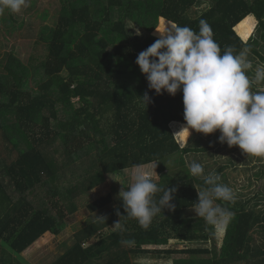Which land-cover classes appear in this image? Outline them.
Here are the masks:
<instances>
[{
    "label": "trees",
    "instance_id": "1",
    "mask_svg": "<svg viewBox=\"0 0 264 264\" xmlns=\"http://www.w3.org/2000/svg\"><path fill=\"white\" fill-rule=\"evenodd\" d=\"M58 3L55 25L39 33L47 57L24 64L9 50L0 61V264H30L25 255L40 240L61 234L65 219L78 210L77 198L106 176L154 162L158 185L177 189L173 211L163 209L144 229L118 199L77 231L73 245L51 264H264V210H256L264 194L217 201L234 214L219 248L215 227L190 216L205 185L184 169L185 155L212 148L178 144L175 135L185 126L182 92L157 95L135 63L158 38L156 28L175 23L198 32L200 20L211 26L222 52L232 46L237 54L244 48L256 53L253 46L264 39V0ZM254 22L263 30L249 36ZM185 134L180 132L183 140ZM169 162L181 165L183 176L165 173ZM254 176L264 179V168ZM112 203L108 194L86 207L95 213ZM119 219L123 230L104 235ZM93 237L97 241L86 246ZM170 243L184 248L163 249ZM146 258L164 262H139Z\"/></svg>",
    "mask_w": 264,
    "mask_h": 264
},
{
    "label": "clouds",
    "instance_id": "2",
    "mask_svg": "<svg viewBox=\"0 0 264 264\" xmlns=\"http://www.w3.org/2000/svg\"><path fill=\"white\" fill-rule=\"evenodd\" d=\"M27 6L28 0H0V16L20 13ZM156 32L158 38L137 55L135 63L145 75L148 88L157 95L182 92L185 126L181 131L188 137L189 129L205 135L218 130L220 143L237 146L245 154L264 156V90H252L253 83L264 84V67L256 69L254 80L248 77L246 71L252 68L250 49L237 54L234 47L227 46L222 52L205 20H200L198 32L175 23H166ZM136 35H141L139 30ZM141 98L147 108L151 98L147 92ZM156 164L152 172L137 165L132 183L127 187L120 183L118 192L125 215L144 229L163 209H175L172 201L177 189L156 183ZM189 171L205 185L194 202L195 214L218 230H226L234 214L217 201H234L233 190L220 182L221 176L215 170L205 174L201 163L193 161ZM157 193H162L159 200ZM114 227L123 230L120 219Z\"/></svg>",
    "mask_w": 264,
    "mask_h": 264
},
{
    "label": "rangeland",
    "instance_id": "3",
    "mask_svg": "<svg viewBox=\"0 0 264 264\" xmlns=\"http://www.w3.org/2000/svg\"><path fill=\"white\" fill-rule=\"evenodd\" d=\"M58 2L59 0H28V6L23 8L20 13L6 12L3 16H0V61L3 54L9 50H13L14 54L24 64H28L33 60H44L47 57L48 48L45 43L39 40V33L45 26L53 27L55 25V20L59 10ZM251 23L252 21L248 22L249 25ZM256 26L257 25L254 22L249 36L261 32L262 28L260 29ZM136 31L137 30L135 29V34ZM253 48L257 54L253 51H250L248 54V60L252 63V68L249 69L251 75L248 77L254 80L256 69L258 67H264V39H262V41L259 39V45L253 46ZM252 90H264V84L253 83ZM180 132L175 135V139L181 147L189 145L193 148H212L203 153L196 152L185 155L184 162L186 164V168L184 169L189 171V165L193 161L201 163L204 166L205 173L212 170L217 171L220 167H223L224 170L220 172V176H223L222 182L233 190L234 196L238 197L242 194L244 199H248L257 194L258 190L260 194H264V179L258 180V178L254 176L257 172H260L261 169L264 168V156L245 154L237 146L229 147L226 143H220L218 141V137L220 135L218 130L215 133L205 135L189 129L190 134L187 137V133L185 132L186 134L184 140L180 137ZM192 139L194 142L193 145L191 141ZM195 142L196 144L198 143V146H195ZM3 155L4 153L2 152L1 156ZM15 156L16 154H13L9 162L15 159ZM168 166H170V168H167L165 173L169 172V174L174 175L175 178L183 176L184 171L181 165L175 164L174 166L169 162ZM142 168L146 171L152 172L153 163L143 166ZM135 170L136 168L126 169L116 175L106 176V180H104L103 184L77 198L75 203L78 210L76 213L65 219L64 230L54 239L40 240L35 243L32 250L25 255L29 263L51 264L62 256L68 247L73 245L75 242L74 234L77 231L85 228L89 223L95 221L98 217L103 216L107 210L109 211L114 208L117 200L119 199L118 192L120 191L122 185L127 187L130 183H132V175ZM154 171L157 175H159L157 165ZM153 179L158 184L159 177H157L155 173H153ZM108 194L112 195L113 203L107 206L104 210L92 213L87 209L86 206L88 204L96 200H100ZM254 202L255 201H251L250 203L253 204ZM258 204L259 206L256 207V210H264V201H261ZM190 216L198 217L194 210L190 212ZM113 229L116 228L113 226L108 230L105 229L103 234L105 235ZM224 234L225 230L220 231L215 227V236L217 238L219 248ZM251 235L259 244L260 236L257 233V230H253ZM96 241L97 238L93 237L85 244L88 246ZM193 247H197V245H194ZM200 247L209 248L208 245H200ZM150 248L155 249L156 247ZM168 248L181 250L184 248V245H175L174 243H170L163 249ZM167 261H171V259ZM139 262L164 261L149 260L146 258L139 260Z\"/></svg>",
    "mask_w": 264,
    "mask_h": 264
}]
</instances>
